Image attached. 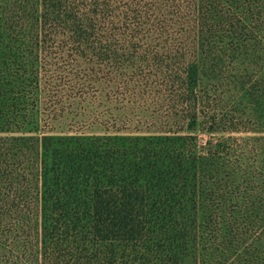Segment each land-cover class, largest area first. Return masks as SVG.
<instances>
[{"label": "trees", "instance_id": "trees-1", "mask_svg": "<svg viewBox=\"0 0 264 264\" xmlns=\"http://www.w3.org/2000/svg\"><path fill=\"white\" fill-rule=\"evenodd\" d=\"M0 264H264V0H0Z\"/></svg>", "mask_w": 264, "mask_h": 264}, {"label": "rangeland", "instance_id": "rangeland-1", "mask_svg": "<svg viewBox=\"0 0 264 264\" xmlns=\"http://www.w3.org/2000/svg\"><path fill=\"white\" fill-rule=\"evenodd\" d=\"M108 112L109 111L106 108L94 107L93 109H90L86 113L85 117H81L80 119L76 118L77 120L76 122L68 121L67 123H64V124L62 123L61 125H54V126L51 125L50 130H48V132H54L56 134L57 133L65 134V133H72L73 131H83V132H87V133L95 134V135L102 134L106 130L104 125L113 127L112 125L115 122L113 121V119L110 118ZM217 113L222 114V111L218 110ZM111 114H114V118H118L117 112H113ZM124 117L126 121L125 120H122V121L126 122L127 127H125V125L120 124L119 128H122L123 130H127L129 133L136 132L138 130L144 133L151 132L154 130V128L152 127L150 123L142 122V124H137L138 120L140 119L139 116H136L134 118L127 117V116H124ZM127 120H129L128 123H127ZM43 122H44V119H43ZM42 124L44 125V123ZM202 130L204 129L199 128V131H196V132L186 131V134L188 133V134H191V136L193 137H197L198 145L202 146L211 140V136L207 134L206 131H202ZM229 136L230 135L228 134H216L213 137V140L214 141L225 140V139H228ZM232 136L241 140V139L256 138L262 135L260 134L256 135L254 133H241V134H234Z\"/></svg>", "mask_w": 264, "mask_h": 264}]
</instances>
